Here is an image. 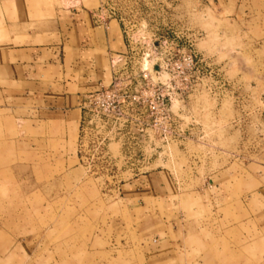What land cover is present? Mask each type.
Here are the masks:
<instances>
[{
    "label": "rangeland",
    "instance_id": "374dc122",
    "mask_svg": "<svg viewBox=\"0 0 264 264\" xmlns=\"http://www.w3.org/2000/svg\"><path fill=\"white\" fill-rule=\"evenodd\" d=\"M15 1L33 0H0ZM100 5L129 36L111 76L198 84L183 117L194 135L166 137L162 163L147 168L116 144L115 166L83 164L78 112L0 103V264H264V184L253 177L264 172L253 169L264 166V0ZM221 173L244 179L223 199L210 183ZM150 174L163 194L127 201Z\"/></svg>",
    "mask_w": 264,
    "mask_h": 264
},
{
    "label": "crops",
    "instance_id": "0c3cea01",
    "mask_svg": "<svg viewBox=\"0 0 264 264\" xmlns=\"http://www.w3.org/2000/svg\"><path fill=\"white\" fill-rule=\"evenodd\" d=\"M99 6L100 0H72L70 4L47 0L0 2L2 106L12 103L30 107L38 99L46 111L68 113L73 120L77 112L79 116L80 96L110 79L109 60L125 49L116 21L109 20L106 26L93 22L91 15ZM256 168L264 170V166ZM257 174L254 182L264 184V172ZM160 178L150 174L138 186L130 185L126 200L140 204L154 197L153 192L163 194ZM153 183L157 184L154 191ZM210 183L220 190L223 199L228 196V184H243L244 179L234 182L221 173Z\"/></svg>",
    "mask_w": 264,
    "mask_h": 264
},
{
    "label": "built area",
    "instance_id": "2783aa9c",
    "mask_svg": "<svg viewBox=\"0 0 264 264\" xmlns=\"http://www.w3.org/2000/svg\"><path fill=\"white\" fill-rule=\"evenodd\" d=\"M110 13L111 16H106L100 5L91 16L97 25L106 26L109 20H114L121 29L125 49L111 58L113 70L130 43L121 18L115 12ZM163 67V63L156 64L155 61L149 66L155 69ZM116 74L117 71L105 85L79 98L77 153L80 162L91 161L93 156H107L109 163L115 166L117 160L109 154L108 147L116 144L118 156L130 166L147 168L154 162L162 163L164 146L169 143L166 137L175 138L170 142H176L179 138L183 140L194 135V121L189 118L185 121L183 117L198 84L135 79L121 81ZM177 104L180 105L174 108Z\"/></svg>",
    "mask_w": 264,
    "mask_h": 264
},
{
    "label": "bare ground",
    "instance_id": "6f19581e",
    "mask_svg": "<svg viewBox=\"0 0 264 264\" xmlns=\"http://www.w3.org/2000/svg\"><path fill=\"white\" fill-rule=\"evenodd\" d=\"M145 66V65H144Z\"/></svg>",
    "mask_w": 264,
    "mask_h": 264
}]
</instances>
